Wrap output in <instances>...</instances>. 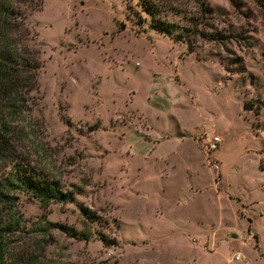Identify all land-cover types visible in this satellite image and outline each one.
I'll return each instance as SVG.
<instances>
[{"label":"rangeland","instance_id":"obj_1","mask_svg":"<svg viewBox=\"0 0 264 264\" xmlns=\"http://www.w3.org/2000/svg\"><path fill=\"white\" fill-rule=\"evenodd\" d=\"M156 3L172 36L138 0L28 12L42 66L13 148L78 192L44 205L17 191L26 231L85 235L51 230L47 257L60 263L264 264V0ZM201 130L222 140L209 155Z\"/></svg>","mask_w":264,"mask_h":264},{"label":"trees","instance_id":"obj_2","mask_svg":"<svg viewBox=\"0 0 264 264\" xmlns=\"http://www.w3.org/2000/svg\"><path fill=\"white\" fill-rule=\"evenodd\" d=\"M138 2L152 30L168 36L174 34L177 26L160 16L161 6L156 0ZM41 3L42 0H0V264H76L47 257L48 247L53 244L50 232L56 229L86 240L82 233L52 222L37 225L36 230L28 233L18 208L17 191L31 193L44 205L73 201L78 192L77 189L64 191L59 181L18 161L13 148L17 129L25 130L20 122L31 111V93L39 84L40 52L31 45L25 20L28 12L37 10ZM174 36L177 41L187 38L180 33ZM8 166L11 169L5 171ZM82 210L86 214L90 212L86 208Z\"/></svg>","mask_w":264,"mask_h":264},{"label":"built area","instance_id":"obj_3","mask_svg":"<svg viewBox=\"0 0 264 264\" xmlns=\"http://www.w3.org/2000/svg\"><path fill=\"white\" fill-rule=\"evenodd\" d=\"M199 138L206 155H209L213 151L217 150L222 141L219 135L215 134L214 132H207L206 130H201L199 132ZM233 260L242 264L249 263L247 257L241 253L235 254Z\"/></svg>","mask_w":264,"mask_h":264},{"label":"water","instance_id":"obj_4","mask_svg":"<svg viewBox=\"0 0 264 264\" xmlns=\"http://www.w3.org/2000/svg\"><path fill=\"white\" fill-rule=\"evenodd\" d=\"M121 28L123 29V26ZM231 237L232 238H236V235L235 234H232Z\"/></svg>","mask_w":264,"mask_h":264}]
</instances>
